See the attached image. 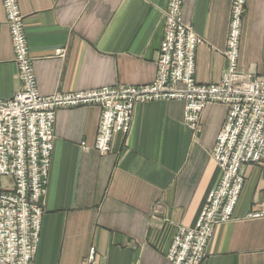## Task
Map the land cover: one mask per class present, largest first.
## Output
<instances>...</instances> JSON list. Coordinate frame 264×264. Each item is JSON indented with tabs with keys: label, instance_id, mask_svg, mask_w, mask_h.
Wrapping results in <instances>:
<instances>
[{
	"label": "crops",
	"instance_id": "obj_1",
	"mask_svg": "<svg viewBox=\"0 0 264 264\" xmlns=\"http://www.w3.org/2000/svg\"><path fill=\"white\" fill-rule=\"evenodd\" d=\"M42 95L144 86L157 76L169 0H18ZM233 0H185L183 18L204 40L196 81L217 84ZM62 50L64 55H57ZM240 68L264 75V0H247ZM18 66L0 0V100L17 89ZM228 110L210 104L199 132L180 101L135 108L129 135L95 150L101 109L57 113L52 166L36 264H170L182 228H194L222 173L213 150ZM88 145V149L83 148ZM233 219L216 226L204 264H264V163L244 165Z\"/></svg>",
	"mask_w": 264,
	"mask_h": 264
},
{
	"label": "built area",
	"instance_id": "obj_2",
	"mask_svg": "<svg viewBox=\"0 0 264 264\" xmlns=\"http://www.w3.org/2000/svg\"><path fill=\"white\" fill-rule=\"evenodd\" d=\"M2 1L19 88L11 100H0V264H36L60 109L98 106L101 117L94 147L107 155L115 136L131 132L137 105L167 101L184 103V123L193 132L200 131L208 105L228 110L213 150L222 173L220 183L196 226L179 230L168 255L170 264H204L216 226L233 219L245 183L244 165L264 163V75L239 65L247 0H233L225 51L228 67L217 84L196 81L197 50L204 40L184 21L185 0H169L153 83L51 96L39 90L18 0ZM57 55L64 53L59 50ZM83 264H98L94 248Z\"/></svg>",
	"mask_w": 264,
	"mask_h": 264
},
{
	"label": "rangeland",
	"instance_id": "obj_3",
	"mask_svg": "<svg viewBox=\"0 0 264 264\" xmlns=\"http://www.w3.org/2000/svg\"><path fill=\"white\" fill-rule=\"evenodd\" d=\"M222 80V79H221ZM208 85V84H207Z\"/></svg>",
	"mask_w": 264,
	"mask_h": 264
}]
</instances>
